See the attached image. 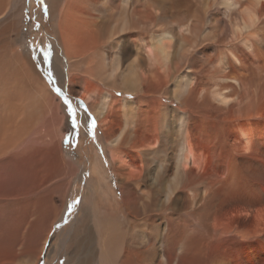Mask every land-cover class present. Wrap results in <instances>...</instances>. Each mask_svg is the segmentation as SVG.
<instances>
[{
    "label": "bare ground",
    "instance_id": "1",
    "mask_svg": "<svg viewBox=\"0 0 264 264\" xmlns=\"http://www.w3.org/2000/svg\"><path fill=\"white\" fill-rule=\"evenodd\" d=\"M51 4L55 38L68 58L70 82L86 76L123 93L117 98L108 88L84 90L87 100L99 94L91 106L111 149L123 205L118 210L101 205L94 175L87 182L93 197L73 222V234L65 233V196L79 163L64 154L59 112L51 106L44 83L38 82V94L22 89L11 94L0 84V264H41L44 258L46 264H55L65 253L64 264H264V218H253L252 205H212L220 191L209 188L191 189L189 196L181 191L200 160L193 131L199 102L230 107L233 97L227 85H240L226 76L210 88L199 89L195 81L203 55L199 47L217 38L213 10L221 6L219 13H236V30L249 34L261 18L263 0ZM168 23L177 29H169ZM228 58L226 53L217 61L224 75L231 67ZM58 70L63 75L65 68ZM160 94L175 97L181 108L168 113L165 103L154 111L145 105L147 98ZM239 135L240 146L228 145V200L253 190L241 159L253 154L254 138L242 128ZM166 143L173 152L170 167L163 160ZM260 171L254 177L262 184L264 169ZM135 183L140 189L144 186L145 193L139 194ZM55 196L60 203H55ZM237 207L245 208L244 214L224 222L226 209ZM56 229L61 230L57 244L47 253Z\"/></svg>",
    "mask_w": 264,
    "mask_h": 264
},
{
    "label": "rangeland",
    "instance_id": "2",
    "mask_svg": "<svg viewBox=\"0 0 264 264\" xmlns=\"http://www.w3.org/2000/svg\"><path fill=\"white\" fill-rule=\"evenodd\" d=\"M215 9H219L213 10L214 18L217 19V38L199 47L203 55L209 56V60L206 63L202 55L198 62L200 71L195 74V81L199 89L210 88L214 83L220 82L221 77L226 76L237 79L240 85L236 82H229L227 85L229 87L227 94L233 97L230 107L221 109L214 103L209 102L204 106L199 102L198 106L201 108H197L193 131L198 153L196 155L200 159V164L193 167V172L186 178L187 184L181 191L188 196L191 195V189L204 191L205 188H209L220 191L216 193V199L212 205H252L250 212L253 218L262 219L264 218V183L261 184L254 176L264 169V7L260 12L261 18L250 30L252 31L250 35L246 30L242 32L236 30L234 26L236 13L229 11L226 12L227 14L219 13L221 6H216ZM0 13V84L5 85L4 89L11 94L12 91L21 89L29 94H38L40 87L38 82L44 83L50 93L49 96L52 97L51 106L57 108L62 120L65 132L64 154L75 160L76 164L79 163L76 175L73 177V187L71 186L65 196L68 217L66 222L62 223L66 229L65 233L73 234V222L82 216L83 208L88 205L90 197H93L87 182H92L94 175L97 176L96 181L100 187L99 197L103 203L101 205L105 208L113 207L115 210L123 205L119 177L114 172L111 149L106 142L99 118L91 106L92 101L97 99L99 94L87 100L84 97L87 94L84 90L97 89L96 91L101 92L109 89L117 98H122L123 93L117 89L98 85L86 76L79 81L70 82L68 58L63 46L55 38L56 19L53 18L51 0H0ZM81 16L82 19L86 18L83 14ZM5 24L7 26L4 27ZM168 24L171 27L167 25L169 29L173 31L177 29L175 24ZM175 35L178 34L175 32ZM246 36H248L247 41L244 40ZM175 41V45L180 43V40ZM245 42L252 47L248 48ZM56 45H59L60 51L56 49ZM232 52L240 57L241 64L235 63ZM49 53L50 56H48ZM226 53L229 56L228 65L231 67L224 75L217 61L219 56ZM46 56H48L47 59ZM62 68H65V71L63 75H60L58 69L62 70ZM49 72L54 83L49 80ZM161 72L165 73V71ZM234 79L231 80L234 81ZM24 82L28 83L27 86ZM57 88L61 89L60 93L56 91ZM161 95L147 98L145 105L147 104L154 111L158 109L160 102L165 103L168 113H172L173 109L181 108V104L175 97L168 94ZM66 99L71 104V112L69 104L65 103ZM73 119H75V125H73ZM241 128L251 131L254 138L253 154L241 159L243 168L248 174L247 176L245 173L246 183L253 190L243 191L233 196L232 200H228L226 192L228 189V180L226 181L228 145L234 142L237 143L236 146L239 145ZM207 134L210 136L209 142H207ZM165 145L164 157L166 158L163 160L170 167L173 152L170 144ZM211 183H215L214 186ZM134 185L137 188L140 183ZM137 190L139 194L145 193L144 186ZM54 201L60 203L57 196ZM186 201L190 200L187 198ZM245 211L242 207L226 209L223 216L224 222L244 214ZM60 231L56 229L52 234L47 253H50L57 244ZM67 257L68 254H63L55 261V264H64ZM46 259L44 258L41 264H46Z\"/></svg>",
    "mask_w": 264,
    "mask_h": 264
},
{
    "label": "snow or ice",
    "instance_id": "3",
    "mask_svg": "<svg viewBox=\"0 0 264 264\" xmlns=\"http://www.w3.org/2000/svg\"><path fill=\"white\" fill-rule=\"evenodd\" d=\"M48 56H50V53L48 54ZM48 56H46L45 58L47 59ZM49 80H50V82L54 83V79H53L52 76H51V72H49ZM56 91H57L58 93H60V92H61V89H60V88H57ZM65 103H68V104H69V111L71 112L72 109H71V104H70V102L66 99V100H65ZM93 123H95V122L93 121ZM73 125H75V119H73ZM69 208H71V206H69Z\"/></svg>",
    "mask_w": 264,
    "mask_h": 264
}]
</instances>
